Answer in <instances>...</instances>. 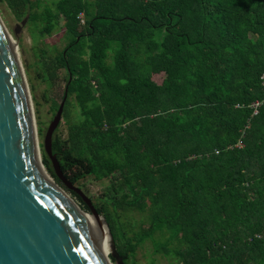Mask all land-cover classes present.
Segmentation results:
<instances>
[{"label": "trees", "instance_id": "trees-1", "mask_svg": "<svg viewBox=\"0 0 264 264\" xmlns=\"http://www.w3.org/2000/svg\"><path fill=\"white\" fill-rule=\"evenodd\" d=\"M4 2L42 37L63 23L42 56L47 82L66 74L53 154L75 187L109 183L91 201L122 263L150 241L175 264H264V0Z\"/></svg>", "mask_w": 264, "mask_h": 264}, {"label": "water", "instance_id": "water-1", "mask_svg": "<svg viewBox=\"0 0 264 264\" xmlns=\"http://www.w3.org/2000/svg\"><path fill=\"white\" fill-rule=\"evenodd\" d=\"M15 45L0 19V264H109L93 223L47 176ZM65 101L46 132L44 149L57 179L83 200L99 225L102 219L111 240V258L123 264L107 220L67 181L53 154Z\"/></svg>", "mask_w": 264, "mask_h": 264}, {"label": "rangeland", "instance_id": "rangeland-1", "mask_svg": "<svg viewBox=\"0 0 264 264\" xmlns=\"http://www.w3.org/2000/svg\"><path fill=\"white\" fill-rule=\"evenodd\" d=\"M0 19L11 37L15 45L17 52V57L22 64L27 85L29 87L30 97L32 101V106L34 110V117L36 122L37 131L41 128L45 131V136L40 135V144L42 149V157L44 158V139L46 137V132L54 121L57 113L55 114V105L61 104L62 96L64 93L65 84L63 78L66 76L64 72L60 73V81L56 83H49L46 81L44 59L42 58L43 53L51 58L55 56L58 51L66 48L68 43V38L66 36L65 28H63V23L59 25L50 35L45 34L43 37L39 34V28L30 25L28 22L23 24V21H18L14 15L11 13L7 4L4 0H0ZM17 31V33H15ZM164 76L155 77L156 83L162 84ZM57 135H59L63 140L68 137L67 125L63 120L58 129ZM47 172V169L45 170ZM50 177V175L47 173ZM51 178V177H50ZM52 179V178H51ZM109 185L108 182L98 183L92 179L82 182L77 188L89 199L98 198L102 196L104 189ZM82 188H81V187ZM65 193L73 199L78 206L89 214L91 217L92 213L89 209L84 208V206L73 197L71 193L65 191ZM142 216L138 213H131L127 220L131 224H139ZM100 225H103L102 219H100ZM108 243L110 246V252H108L109 257L112 256V245L110 237L107 233ZM105 241V240H103ZM106 249L107 245L105 244ZM135 263L130 264H175L172 262L171 258L165 257L164 253L155 254V250L150 241L140 246ZM111 264L112 263L110 259Z\"/></svg>", "mask_w": 264, "mask_h": 264}, {"label": "bare ground", "instance_id": "bare-ground-1", "mask_svg": "<svg viewBox=\"0 0 264 264\" xmlns=\"http://www.w3.org/2000/svg\"><path fill=\"white\" fill-rule=\"evenodd\" d=\"M12 40V39H11ZM20 66H22V64H20ZM22 69H23V67H22ZM23 72H24V70H23ZM24 75H25V73H24ZM27 82V81H26ZM29 88V87H28ZM30 93V92H29ZM36 121V120H35ZM36 123V122H35ZM38 146H40V144H38ZM39 154H41V157L40 158H42V152H41V146L39 147ZM47 173V172H46ZM48 176V175H47ZM48 178H49V180L56 186V184L51 180V178L48 176ZM57 187V186H56ZM58 188V187H57ZM59 189V188H58ZM60 190V189H59ZM67 198H69L81 211H82V213L93 223V225H94V227L96 228V230H97V232H98V235H99V237H100V240H101V243H102V245H103V249H104V252H105V254H106V257H107V259H108V261H109V264H111L110 263V257H109V255H108V252H110V255H111V251H110V246H109V243H108V238H107V229L104 227V226H101V225H99V223H97L94 219H93V217H91L89 214H87V213H85L79 206H78V204L73 200V199H71L70 198V196H68L64 191H62V190H60ZM103 240H105V241H103ZM105 244L107 245V248H108V250L106 249V246H105Z\"/></svg>", "mask_w": 264, "mask_h": 264}, {"label": "built area", "instance_id": "built-area-1", "mask_svg": "<svg viewBox=\"0 0 264 264\" xmlns=\"http://www.w3.org/2000/svg\"><path fill=\"white\" fill-rule=\"evenodd\" d=\"M81 24L82 25H85V20L84 18L81 16ZM261 105V103H258V104H254L253 107L255 109V112H254V115H257L258 111H259V106Z\"/></svg>", "mask_w": 264, "mask_h": 264}]
</instances>
